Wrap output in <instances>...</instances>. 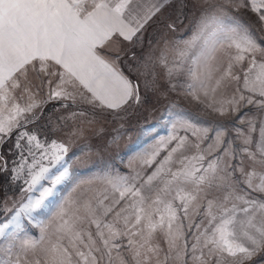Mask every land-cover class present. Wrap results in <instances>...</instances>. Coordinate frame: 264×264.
Wrapping results in <instances>:
<instances>
[{
    "label": "snow or ice",
    "instance_id": "6c2138e0",
    "mask_svg": "<svg viewBox=\"0 0 264 264\" xmlns=\"http://www.w3.org/2000/svg\"><path fill=\"white\" fill-rule=\"evenodd\" d=\"M172 6L173 0H0V144L16 135L19 149L26 138L32 163L21 192L40 186L38 197L29 196L8 223L0 224V236L15 240L5 231L9 224L18 229L21 214L31 217L41 209L68 174L65 168L53 178L40 163L49 156L52 164L62 160L68 151L63 143L53 140L45 146L37 135L19 131L43 118L32 89L47 82L49 99H79L117 116L138 105V86L120 71L121 49H114L113 41L141 38L138 34ZM208 7L233 17L251 11L264 30V0H217ZM185 8L181 3L179 10ZM205 19L186 49L203 33ZM166 27L174 30L176 24ZM203 47V63L194 54L197 67L189 68V75L206 97L243 79L238 96L234 93L218 107L206 104L224 120L211 130L214 135L197 128L195 143L170 136L176 146L162 160L157 162L159 147L140 157L150 173L108 179L102 190L69 198L51 221L41 222L39 239H24L18 246L9 242L0 264H259L254 257L264 259V44L236 19L223 38L210 46L206 39ZM16 93L27 94L32 102L22 107ZM190 94L199 99L195 91ZM245 105L254 107L255 114L242 112ZM237 119L248 131L233 128L232 138L227 125ZM257 125L259 139L252 135ZM204 143L207 148L201 147ZM189 148L195 152L185 155ZM25 163L21 155L12 179L20 178ZM174 163L180 167L174 170ZM45 179H51V187L41 186ZM201 215L205 219L197 222Z\"/></svg>",
    "mask_w": 264,
    "mask_h": 264
},
{
    "label": "rangeland",
    "instance_id": "374dc122",
    "mask_svg": "<svg viewBox=\"0 0 264 264\" xmlns=\"http://www.w3.org/2000/svg\"><path fill=\"white\" fill-rule=\"evenodd\" d=\"M181 3L186 5L182 12L179 10ZM214 3H217V0H173L172 7L163 10L142 34H138L141 38H134L126 44L127 48L119 64L133 85L138 86L141 97L138 105L133 104L118 116L107 111L101 112L85 103L47 105L42 110V119L19 130H27L37 135L45 146L50 145L53 140L63 143L68 151L63 154L62 160L52 164L49 156L40 163L49 168V175L53 178L65 168L68 174L55 186L54 195L46 199L41 209L32 212L31 217L21 214L18 229L14 224H9L5 231L14 234L15 240L13 235L0 236V260L7 258L3 249L9 242L18 246L24 239H39L41 222L47 224L51 221L61 204L69 198L75 199L83 193L91 194L95 190H102L107 186L108 179L118 176L132 177L138 172L141 176L146 172L150 173L151 169L140 164V157L145 152L159 147L157 162L162 160L171 148L176 146V141L169 142L170 136L187 137L190 143H195V129L207 128L209 134L214 135L211 130L224 123V120L206 107V104L215 103L218 107L221 102L231 99L238 87L243 89V79L238 84L233 82L226 90L218 91L214 96L209 93L206 97L197 81L189 75V68L197 67L192 64L194 54L201 57L202 64L204 58L201 53L207 51L203 47L205 40H209L210 46L212 40L223 38L234 26L236 19L248 25L262 44L264 30L260 29L256 14L251 11L242 10L235 17L226 16L214 13L208 7ZM205 16L207 19L204 20L203 33L186 49V42L192 41L196 36L201 19ZM169 23L176 24L174 30L166 27ZM185 50L187 54L182 56L181 52ZM128 51L132 52L131 56H128ZM244 67H247V63ZM169 69H172L171 74ZM190 84L195 85V88L190 89ZM192 91L196 92L199 99L193 98L190 94ZM241 111L251 116L255 114L256 109L245 105ZM227 126L232 132V138L236 135L233 128L248 131L246 123L242 124L238 119L234 125ZM252 135L259 139L258 125ZM15 143L16 135L10 137L0 149L4 159L3 163L0 160V165H3L0 169V224L8 223L16 214V209L22 203H27L29 196L35 198L40 195V186L31 193L21 192V188H27V164L32 163V157L27 151L29 146L26 138L21 141L22 147L19 149L14 147ZM207 143L201 147L207 148ZM236 143L239 144V141ZM194 152L195 149L189 148L184 154L192 155ZM21 155L26 160L25 166L19 172L20 178L12 179V169H19ZM179 156L180 153H177L174 159L178 160ZM37 159L39 160L38 151ZM245 164L250 166L247 161ZM172 167L175 170L180 165L174 163ZM259 170L257 166V171ZM41 186L51 187V179L41 181ZM203 219L205 218L202 215L196 218L197 222ZM254 259H259V264H264V259Z\"/></svg>",
    "mask_w": 264,
    "mask_h": 264
},
{
    "label": "crops",
    "instance_id": "0c3cea01",
    "mask_svg": "<svg viewBox=\"0 0 264 264\" xmlns=\"http://www.w3.org/2000/svg\"><path fill=\"white\" fill-rule=\"evenodd\" d=\"M130 42L128 41H123L122 38H118L117 40L113 41V44H112V47L115 49L117 47H119L121 49V57H122V54L125 52V48H127V45ZM128 56L132 54V52H127ZM119 66V69L120 71H122L126 76L127 74L124 72V70L121 68L120 64L118 65ZM128 77V76H127ZM34 81V83L36 85H40V80L37 79L34 75L31 77ZM51 88L54 89L56 88V84L53 83L51 85ZM32 91L34 93H36V96H35V101L36 103L38 104H41V110H43L47 105H52V104H57V105H64L66 103H69V104H84L82 102L79 101V99L77 100V102L73 103L72 100H64V99H49V94H50V87L49 85L47 84V82H45L43 84L42 87H34L32 89ZM16 97H17V100L16 102L19 103L22 107L23 106H26L28 103L32 102L30 99H29V96L27 94H25L23 97L20 96V93H16ZM42 102V103H41ZM5 115L7 116V113H5ZM14 136V135H13Z\"/></svg>",
    "mask_w": 264,
    "mask_h": 264
},
{
    "label": "trees",
    "instance_id": "16d2710c",
    "mask_svg": "<svg viewBox=\"0 0 264 264\" xmlns=\"http://www.w3.org/2000/svg\"><path fill=\"white\" fill-rule=\"evenodd\" d=\"M19 130H20V129H19ZM16 131H17V130H14V132H16ZM12 136H13V135H12ZM12 136H11V137H12ZM9 138H10V137H5V142H6L7 140H9ZM5 142L2 143V144H0V149H1L2 146H4ZM0 156H2V155L0 154ZM0 160H1V163L4 162V159H0Z\"/></svg>",
    "mask_w": 264,
    "mask_h": 264
}]
</instances>
